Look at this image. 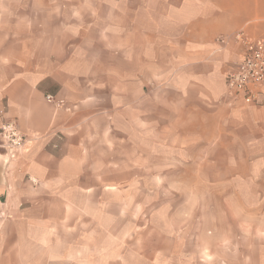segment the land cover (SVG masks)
I'll use <instances>...</instances> for the list:
<instances>
[{"label": "crops", "instance_id": "crops-1", "mask_svg": "<svg viewBox=\"0 0 264 264\" xmlns=\"http://www.w3.org/2000/svg\"><path fill=\"white\" fill-rule=\"evenodd\" d=\"M241 32L264 43V0H0V126L29 135L0 146V264L96 263L92 145L127 120L140 152L143 96L152 135L237 139L241 108L264 149V86L249 104L226 83Z\"/></svg>", "mask_w": 264, "mask_h": 264}, {"label": "rangeland", "instance_id": "rangeland-1", "mask_svg": "<svg viewBox=\"0 0 264 264\" xmlns=\"http://www.w3.org/2000/svg\"><path fill=\"white\" fill-rule=\"evenodd\" d=\"M149 100L140 152L127 120H119L127 135L92 145L91 170L103 180L94 188L102 214L93 224L95 264L125 256L133 264H264V149L248 142L243 110L237 139L187 142L151 134L166 123L150 120Z\"/></svg>", "mask_w": 264, "mask_h": 264}, {"label": "built area", "instance_id": "built-area-1", "mask_svg": "<svg viewBox=\"0 0 264 264\" xmlns=\"http://www.w3.org/2000/svg\"><path fill=\"white\" fill-rule=\"evenodd\" d=\"M236 38L244 46L243 59L233 65L226 75L228 89L234 99L254 103L259 99L264 86V43L253 42L237 33ZM52 100L53 95H47ZM0 144L11 157H16L21 147L29 140V135L18 127L15 120L4 121L0 126Z\"/></svg>", "mask_w": 264, "mask_h": 264}]
</instances>
